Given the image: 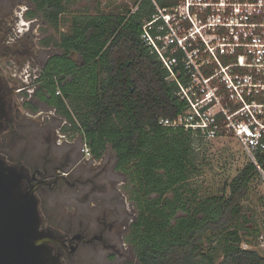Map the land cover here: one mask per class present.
Instances as JSON below:
<instances>
[{"label":"trees","instance_id":"1","mask_svg":"<svg viewBox=\"0 0 264 264\" xmlns=\"http://www.w3.org/2000/svg\"><path fill=\"white\" fill-rule=\"evenodd\" d=\"M30 1L55 29L70 15L67 32L55 44L62 53L48 61L37 82L58 99L55 106L96 158L106 145L113 151L115 171L125 178L135 210L129 243L138 264H264L258 252L243 248L239 233L247 222L242 200L251 181L264 175V151L220 194L201 198L190 187L198 173L194 141L200 138L183 126L158 123L186 116L189 109L141 39L156 13L151 0L109 14L70 13L79 0ZM176 1L154 0L160 8ZM174 73L185 83L180 64ZM213 239L221 247L219 262Z\"/></svg>","mask_w":264,"mask_h":264},{"label":"built area","instance_id":"2","mask_svg":"<svg viewBox=\"0 0 264 264\" xmlns=\"http://www.w3.org/2000/svg\"><path fill=\"white\" fill-rule=\"evenodd\" d=\"M151 2L156 13L141 39L189 109L186 116L158 123L183 126L208 141L232 134L256 165V154L264 151V0H177L169 8ZM178 64L185 83L175 76ZM80 151L91 156L86 143Z\"/></svg>","mask_w":264,"mask_h":264},{"label":"flooded vegetation","instance_id":"3","mask_svg":"<svg viewBox=\"0 0 264 264\" xmlns=\"http://www.w3.org/2000/svg\"><path fill=\"white\" fill-rule=\"evenodd\" d=\"M30 3L34 14L42 17L30 0H20L18 4L25 6L22 17L28 18ZM18 19L12 4L0 0V69H7V65L21 67L26 62L32 67L35 63L41 64L40 55L35 59L25 34L18 36L20 32L15 26ZM60 55L43 59L37 80L48 61ZM2 78L8 115L0 134V149L5 148L6 160L18 154L11 161L25 174L23 187L33 190L38 207L40 195L46 192H74L75 199L84 197L88 201L91 198L94 203L88 207L86 213L89 212V215L86 218L82 215L84 208H75L73 214L81 216H71L74 222L66 231L50 227L43 218L41 229L54 238L50 243L52 253L64 264H138L134 247L129 243L135 210L129 197L131 211L126 210L124 205L117 206L121 201L118 195L105 192V158L102 155L96 158L92 153L85 158L69 150L68 140L61 133L64 127L72 131L71 126L54 104L58 103V99L52 97L49 91L40 90V82L34 80L31 85L25 84L16 90L8 84L6 76ZM30 88L35 89L31 92ZM13 93L23 95L20 102L13 98ZM34 109L41 115L36 123L31 119ZM21 110H26L25 114H20ZM72 133L75 134L74 131ZM106 200L112 207L105 209Z\"/></svg>","mask_w":264,"mask_h":264},{"label":"rangeland","instance_id":"4","mask_svg":"<svg viewBox=\"0 0 264 264\" xmlns=\"http://www.w3.org/2000/svg\"><path fill=\"white\" fill-rule=\"evenodd\" d=\"M3 2H9L12 4L13 12L19 17L15 22L17 30L20 32L18 36L25 34L27 38L31 52L35 56V59L40 55L41 62L50 55L61 54L59 48L55 47L56 42L59 39L60 33L67 32L69 27L68 18L70 15H66L61 21V27L59 29L53 28L49 23L39 14H34L35 11L31 3L29 4V16L28 18L22 17V10L25 7L22 4H18L20 0H2ZM136 0H79L70 5V13H117L121 10L129 8ZM19 7V8H18ZM55 47V48H54ZM40 64V65H41ZM40 65L35 63L32 67L29 63H24L23 66L7 65V69H0V76H6V80L9 85H13L18 89L25 84H32L37 81V75ZM3 80V78H2ZM4 82V80H3ZM35 88H30L29 91H33ZM17 93H13L14 99L20 102L22 96H16ZM26 110H21L20 114H25ZM21 116V115H20ZM41 116V115H40ZM39 111L34 109L31 119L35 120V123L40 119ZM66 128V129H65ZM1 134V133H0ZM64 134L68 140L69 150L76 151L78 155H81V148L84 144L82 137L77 133L73 134L67 127H64ZM196 164L198 166V173L191 178L189 185L191 188L197 190V194L201 198H205L209 195L220 194L228 183L239 173V171L247 164L250 163V159L243 150L240 142L234 135L229 133H221L213 140L196 139L194 141ZM0 156L4 158L6 162H12L11 159H16L18 154L8 157L6 160L7 152L5 148L0 149ZM105 158V192L107 194H115L119 196V203L117 206H123L126 210L131 211V206L128 201V187L124 177L115 171V159L114 153L110 149L109 145H106L105 150L101 154ZM102 157V158H103ZM225 192H228L225 189ZM40 205L38 207L39 216L41 217V223L39 230H41L42 220L47 222L52 228H59L62 231H66L70 228V225L74 222L70 219L75 215L77 218L80 214H73L75 208H84L83 216L85 218L89 215L86 213L88 207L93 204L91 198L87 201L86 198L75 199L74 192H46L39 197ZM122 202V205H121ZM111 206L108 200L105 201V209ZM242 206L244 209V215L247 217V222L243 225L239 233L242 237V246L245 249H252L258 252L264 257V175L253 179L249 185V193L245 199L242 200ZM112 207V206H111ZM73 208V209H72ZM80 211V210H79ZM76 220V219H75ZM218 239V237L216 238ZM216 248L217 262L221 259V247L218 242H214ZM205 247V245H204ZM73 260V258H72ZM61 264L63 261L59 259ZM114 264V263H109Z\"/></svg>","mask_w":264,"mask_h":264},{"label":"water","instance_id":"5","mask_svg":"<svg viewBox=\"0 0 264 264\" xmlns=\"http://www.w3.org/2000/svg\"><path fill=\"white\" fill-rule=\"evenodd\" d=\"M3 85L0 76V133L8 115ZM24 178L0 156V264H61L50 247L53 236L39 230L37 200L23 187Z\"/></svg>","mask_w":264,"mask_h":264}]
</instances>
